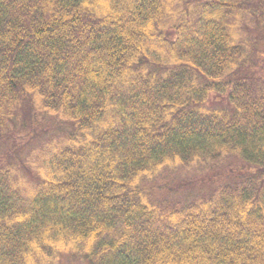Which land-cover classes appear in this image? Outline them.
I'll return each mask as SVG.
<instances>
[{"label": "trees", "instance_id": "trees-1", "mask_svg": "<svg viewBox=\"0 0 264 264\" xmlns=\"http://www.w3.org/2000/svg\"><path fill=\"white\" fill-rule=\"evenodd\" d=\"M262 40L264 0H0V152L41 139L0 264H264Z\"/></svg>", "mask_w": 264, "mask_h": 264}, {"label": "rangeland", "instance_id": "rangeland-1", "mask_svg": "<svg viewBox=\"0 0 264 264\" xmlns=\"http://www.w3.org/2000/svg\"><path fill=\"white\" fill-rule=\"evenodd\" d=\"M264 45V41H261V47H263ZM210 101L213 103L214 106H225L228 105V102L226 100V98H224L223 96H220L218 94H212L210 97ZM54 133V132H53ZM36 139H33L31 142H25V143H18L16 145L15 150H13V152L11 153H5L7 149L11 150L10 146H5L4 148H2L1 152H0V156L4 159V162H10L12 161V159L14 158L13 156L16 155H21V156H28L31 152L34 146H36L39 141ZM233 164V163H232ZM227 165V164H226ZM242 165L241 164H229V166H225L222 167V169H220V171H218V173L216 174V177H222V182H226L227 180H231L232 178H234L235 176L230 174L232 169H240ZM229 173V174H228ZM229 177V178H227Z\"/></svg>", "mask_w": 264, "mask_h": 264}]
</instances>
